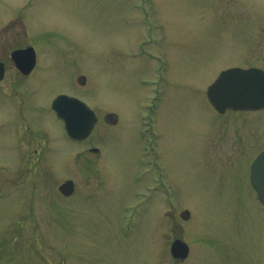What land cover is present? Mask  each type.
<instances>
[{
	"label": "rangeland",
	"instance_id": "obj_1",
	"mask_svg": "<svg viewBox=\"0 0 264 264\" xmlns=\"http://www.w3.org/2000/svg\"><path fill=\"white\" fill-rule=\"evenodd\" d=\"M23 6L19 43L44 64L29 84L21 158L0 106V264H264V206L250 187L248 153L231 143L251 137L252 156L264 150V111L222 115L206 99L222 69L264 68V0H0V29ZM3 41L0 55L19 47ZM155 60L165 65L161 76ZM83 63L100 121L88 142L72 144L51 102L60 92L85 95L74 85ZM141 77L166 94L153 116L156 160L142 149L151 135L138 132L152 101ZM151 160L172 192L160 187L149 199ZM68 179L76 191L64 197ZM181 236L192 245L186 262L170 253Z\"/></svg>",
	"mask_w": 264,
	"mask_h": 264
},
{
	"label": "water",
	"instance_id": "obj_2",
	"mask_svg": "<svg viewBox=\"0 0 264 264\" xmlns=\"http://www.w3.org/2000/svg\"><path fill=\"white\" fill-rule=\"evenodd\" d=\"M20 69L28 74L36 63V52L33 47L13 52ZM4 67L0 63V79L3 78ZM208 98L220 111L227 108L234 109H261L264 108V71L251 68H232L223 71L213 85L208 89ZM76 103V98L65 95L59 96L54 102V109L64 119L66 129L74 140L88 137L95 127L97 117L93 111H82ZM109 120L115 124L117 120L110 115ZM95 151H97L95 149ZM252 182L264 202V153L253 164ZM60 191L70 196L75 191L73 181L65 182ZM172 254L176 258L185 259L189 253V246L182 240L172 244Z\"/></svg>",
	"mask_w": 264,
	"mask_h": 264
},
{
	"label": "flooded vegetation",
	"instance_id": "obj_3",
	"mask_svg": "<svg viewBox=\"0 0 264 264\" xmlns=\"http://www.w3.org/2000/svg\"><path fill=\"white\" fill-rule=\"evenodd\" d=\"M17 25H7L3 28L0 29V39L4 38V45L5 46H9V48L13 45L11 42V39L13 38L15 40V42L19 41L21 42L22 40H24V38L26 37V31L24 30L23 26H21L20 31L16 30L17 29ZM10 42V43H9ZM11 54V53H10ZM61 60L64 61V58H62ZM0 61L5 63V67H6V72L4 75V79L0 81V106H2L7 113V124H8V129H7V133L8 135L10 134L11 128L13 127L15 130V144L10 145L11 148L13 146H15L13 148V150H17L18 154H16L19 158H21V155L24 154V144L22 141V128L23 126L26 127V129H28L29 126V120L27 117V111L30 109V107H34L32 105H30V99L31 95H30V91L31 88L29 87V84H32L33 86H35V79H33V75L35 73L36 70L39 69V65H37L35 67V69L29 73V74H23L19 68L17 67V65L14 63V61L12 60L11 56H6V55H0ZM161 67V72L157 73L156 72V65L154 66V72H156L157 74L162 75L163 71L166 69L165 65L161 64L159 65ZM81 73L83 74H78L75 76V81H74V85H76V80H77V88L78 90H84L85 91V95H83L82 93H73V92H69V95L72 96H76L79 97L80 99H82L83 101H85L87 104H89L88 102V63H83L82 64V68L80 70ZM12 75V76H11ZM11 76V77H10ZM76 77H79L81 80L76 79ZM33 80H32V79ZM2 86H4V88H2ZM25 87V91H23V88ZM3 90H2V89ZM158 92L157 90L153 91ZM152 103L149 109V115L151 117V119L153 118L155 112L158 111V104L156 103V101H162L163 97H166V94L162 95V93L159 91L158 92V96L155 97V94L152 96ZM36 101V100H35ZM37 102V101H36ZM90 105V104H89ZM37 108V107H36ZM150 128V132L153 133V129H154V125H153V121L150 122V126L148 127ZM4 129V128H3ZM239 131H241L239 129ZM154 134V139L157 138L156 134ZM236 135V134H235ZM250 136V135H249ZM37 140V138H36ZM232 146L234 148L236 147H240L242 149H237L238 154L239 155H243L248 153L246 156V158L249 161L250 166L248 167L249 171L251 170V165H252V159L254 158L252 156V146H251V137L248 138H243L241 135H236V138L232 139ZM152 150L153 152L151 153V155H153L154 160H156L157 157V153L154 149V145L152 146ZM263 150H261L260 152H262ZM36 152L39 153V150L36 149ZM236 153V152H235ZM234 153V154H235ZM22 165V163H20ZM157 164V163H156ZM158 166V165H157ZM27 169V167H26ZM7 171V167H0V172H4Z\"/></svg>",
	"mask_w": 264,
	"mask_h": 264
}]
</instances>
